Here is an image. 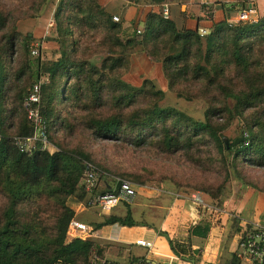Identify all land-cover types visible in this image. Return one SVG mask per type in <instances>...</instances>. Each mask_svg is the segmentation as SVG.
Returning <instances> with one entry per match:
<instances>
[{
    "label": "trees",
    "instance_id": "obj_1",
    "mask_svg": "<svg viewBox=\"0 0 264 264\" xmlns=\"http://www.w3.org/2000/svg\"><path fill=\"white\" fill-rule=\"evenodd\" d=\"M47 1L0 0V264H112L94 241L67 239L75 217L67 200L88 202L85 163L105 180L115 174L141 186L151 178L121 175L106 160L96 162L94 142L125 155L148 153L174 170L192 169L185 184L175 177V186L192 189L183 195L208 196L217 208L228 197V181L243 183L247 168L264 170V13L256 22L215 24L204 36L150 13L141 29L126 33L97 0H58L55 37L44 39L57 45L55 58L42 61L31 58L33 39L21 37L17 23L37 19ZM139 54L160 64L177 98L204 102L202 120L162 107L164 93L149 79L137 85L125 80L130 57ZM42 79L39 111L54 151L37 145L22 153L18 141L33 134L22 96ZM233 121L241 126L239 137L225 144ZM104 182L95 194L109 192ZM113 225L154 229L173 253L186 254L167 233L136 222L129 208L94 228ZM238 230V242L256 232L250 223ZM208 233L209 225L199 223L190 235L205 239ZM229 264H240L236 253Z\"/></svg>",
    "mask_w": 264,
    "mask_h": 264
},
{
    "label": "crops",
    "instance_id": "obj_2",
    "mask_svg": "<svg viewBox=\"0 0 264 264\" xmlns=\"http://www.w3.org/2000/svg\"><path fill=\"white\" fill-rule=\"evenodd\" d=\"M97 1L106 13L119 18L126 33H130L134 28L141 29L150 13L163 16V10L166 7L168 17L165 19H170L177 30L198 33L203 30L206 34L215 24L235 20L243 0ZM57 3L58 0H48L37 19L21 21L17 25L18 32L32 37L34 41L32 44L41 45L46 32L49 31V25L52 24ZM258 11L259 16L264 13V2H259ZM129 63L130 68L125 75L127 82L137 85L144 79H149L154 84L156 81L163 82L164 87H166L160 64L151 62L142 54L131 56ZM161 91L164 93L163 87ZM101 184V188L105 189L103 186L105 182L101 181ZM106 188L112 191L115 186L109 183ZM194 194L200 196L209 208L197 207L192 200ZM77 205L74 218L76 220L80 217L84 218L85 222L78 221L86 223V225L88 222H93L90 219L92 217L86 215L90 207L86 208L85 202H77ZM260 211L258 212V208L254 212L251 211L245 219V217H240L237 213H231L230 210L226 209V203L221 208L214 207L211 199L202 193L175 195L165 218L159 224L158 230L167 233L173 244L185 250L186 254L184 255L173 253L165 238L159 237L154 229L147 227L128 228L113 225L95 229L94 225L98 223L97 221L88 225L92 229L89 240L94 241L98 247L104 249V260L112 264H229L233 254H237V243L241 236L238 229L242 231L245 225L249 223L261 226L259 223ZM233 222L236 226L238 224L236 230L238 237L235 245L226 246L223 244V235L230 229L229 225ZM199 223L209 225V233L205 239L190 235L191 229ZM138 240L150 242L152 244L151 250L136 245ZM224 248L225 254H221ZM192 258L196 263L193 262ZM239 260L240 264H251L245 260Z\"/></svg>",
    "mask_w": 264,
    "mask_h": 264
},
{
    "label": "rangeland",
    "instance_id": "obj_3",
    "mask_svg": "<svg viewBox=\"0 0 264 264\" xmlns=\"http://www.w3.org/2000/svg\"><path fill=\"white\" fill-rule=\"evenodd\" d=\"M20 22H18L17 25ZM48 30L49 31L46 32L47 34H45V39L55 37L53 21L52 26L49 27ZM20 35L21 37H25V34L23 33ZM41 43V45L38 46L40 49L39 58L42 61L54 59V52L57 50V45L52 41L47 42L45 40L41 41ZM34 45V43L31 45V49L34 47ZM30 56L32 59L37 58L33 57L32 55ZM44 82L45 79L40 81V83ZM155 86L160 90L162 87L164 88V100L161 103L162 107H172L186 113L196 120H202L205 109V104L202 100H194L190 102L179 99L174 93L170 92L166 87H164L163 82L159 83L156 81ZM240 127L241 126L237 121H233L229 129L224 132V139L233 140L234 138L239 137ZM89 147L96 155L94 160L96 162H99V159L106 160L109 165L107 168L112 172H116L121 175H138L142 178H151V180H147L143 185L139 186L131 180L121 178L120 176L118 177L115 174H113V176L110 175L106 180L99 176L101 185L99 188L100 191L103 190V188H101V181H107L108 183H112V185L115 186L116 180L114 179H119L131 183V185L136 190V197L131 204L122 203L106 215H102L96 208L90 207L87 211L88 214L86 215L88 217H92L90 219H92L93 222H88L87 225H90L91 223L93 224L97 221L100 222L104 216L107 215L123 216L129 208L133 219L136 222L145 223L150 227L159 229V224L163 218H165V215L170 208L175 195L181 196L183 193L193 192L190 188H177L174 184L175 177L177 181L185 184L183 181V176L186 177L193 174L194 171L192 169L179 168L178 170H174V165H168L161 159H152L148 153H129L128 155H125L122 152L116 151L100 142H94L93 145H89ZM49 150L50 152L54 151L53 148H50ZM243 174L245 179L244 182L249 186H244V182L242 183L241 181H238L234 178H232L226 184V193L228 195V197L224 199V204L226 203V209L230 210L231 213L235 212L240 217L243 216L246 219L251 211L254 212V210L258 208V212L261 210V218L259 219V223L261 226H264V170L247 168L243 171ZM174 191L177 192L173 193ZM77 201L78 200L75 198H69L67 200V205L73 209V211H75L78 206ZM211 218L213 219V217ZM78 220L85 222V219L81 217ZM237 226L234 222L233 224L229 225L230 229H228L223 235L224 245H235V241L238 237V233L236 232L238 229ZM174 246L177 247L176 244H174ZM221 254H225V248ZM221 261H223V259H221Z\"/></svg>",
    "mask_w": 264,
    "mask_h": 264
},
{
    "label": "built area",
    "instance_id": "obj_4",
    "mask_svg": "<svg viewBox=\"0 0 264 264\" xmlns=\"http://www.w3.org/2000/svg\"><path fill=\"white\" fill-rule=\"evenodd\" d=\"M134 0H128L133 2ZM259 2L264 0H243L242 6L237 11L236 19L230 20L229 25L236 23L256 22L258 20ZM163 17H168V9L163 10ZM113 22H119V18L112 17ZM52 24L49 25L51 27ZM200 36H204L203 30L199 31ZM33 57L40 56V49L34 45L31 49ZM40 86L41 83H33L28 91L24 94L22 99V107L26 114L27 121L33 127V134L30 137L22 138L18 141V147L22 153H31L36 149L37 145L41 146V150L50 149L51 146L47 141L46 128L44 121L40 115ZM100 172L90 163H85L82 173V183L88 202L85 207H94L100 214H108L122 203L131 204L136 197V190L130 182L116 179L115 188L112 191L105 193H97L95 191L100 187L99 181ZM193 202L201 209H208V205L198 196H192ZM256 232L250 233L247 240L239 241L237 243V258L245 260L251 264H264V226L255 225ZM92 229L90 226L76 220L71 219L67 228V239H79L87 241L91 237ZM136 245L151 250L152 244L150 242L138 240Z\"/></svg>",
    "mask_w": 264,
    "mask_h": 264
},
{
    "label": "water",
    "instance_id": "obj_5",
    "mask_svg": "<svg viewBox=\"0 0 264 264\" xmlns=\"http://www.w3.org/2000/svg\"><path fill=\"white\" fill-rule=\"evenodd\" d=\"M242 140H243V138L237 139V140L235 141V145H237L238 142H240V141H242ZM224 143L227 144V141H226L225 139H224Z\"/></svg>",
    "mask_w": 264,
    "mask_h": 264
}]
</instances>
